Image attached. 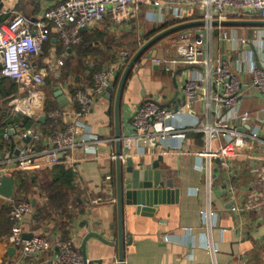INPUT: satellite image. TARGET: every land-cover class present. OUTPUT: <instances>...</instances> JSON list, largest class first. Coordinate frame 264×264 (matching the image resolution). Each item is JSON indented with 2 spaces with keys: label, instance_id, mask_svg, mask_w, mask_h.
<instances>
[{
  "label": "crops",
  "instance_id": "crops-1",
  "mask_svg": "<svg viewBox=\"0 0 264 264\" xmlns=\"http://www.w3.org/2000/svg\"><path fill=\"white\" fill-rule=\"evenodd\" d=\"M59 1L17 0L15 7L17 12L23 13L34 22L40 18L45 9ZM185 9L191 11L185 21H204L198 5L185 6ZM8 18L9 15H2L0 21L3 22ZM252 19L257 18L252 17L247 20ZM178 23L165 10L157 12L153 8L141 5L139 16L131 22L115 24L106 17L99 23L85 27L82 34L89 39V44L84 47L89 51L87 55L79 52V48L65 49L57 39L53 38L49 56L42 52L37 59L38 67H42L51 57L62 56L64 50L68 52L64 65L54 72L58 78L60 77V84L52 88V101L63 110L54 95L55 88L61 86L69 99L67 111H71L75 106L70 101L69 92L78 87L90 88L92 71L110 68L117 61L119 52L125 49L131 50L128 49L129 46H133L132 43L137 41V49L131 47L133 49L131 51L136 53L139 50V37L146 42L160 31ZM222 26L225 30L236 29L241 36L257 40L254 45L234 50L232 44L223 43L220 38L221 31L216 28L207 43L211 48L213 59L224 54L226 60L236 70L238 65L234 59L240 55L245 60L239 67L244 88L241 109L255 113L264 107V98L252 86V78L247 70L250 62L260 65L259 60L264 61V26ZM192 28L203 31L205 22ZM153 31L154 34H151ZM182 31L162 38L145 51L135 64L121 96L120 115L123 135L132 132L133 113L145 101L153 99L166 108H175L180 104V95L175 100L174 97L183 84L193 77L195 68L176 65L166 70L162 65L165 59L180 57L181 46L178 37ZM251 57L252 61L249 60ZM175 74H177L178 87L173 78ZM121 75L114 80L115 87L112 94L98 95L92 111L84 118L83 123L88 135L96 141L90 143L88 149L82 147L76 151L77 174L62 165L50 166L45 162H37L29 169L10 173L16 183L15 193L11 198L0 195V229H3V235L0 236V264L38 263L39 256L19 260L16 249L9 253V249L14 247L11 225L4 227L2 221L8 217L12 199L30 198L37 204L43 201L39 185H53L59 178L61 185H69L67 178L64 177L62 180L58 175V171L55 170L57 166L70 171L75 179L74 191L67 188L64 190L66 200L69 199L65 203L70 205V201L75 199L79 207V209H71L66 218L65 222L68 223L66 238L56 229L58 223L63 222L61 220L63 216H55L54 220L45 224L46 228H40L33 221L34 215H31L24 223L25 232L33 235L57 234L63 239H73L79 249L89 233H104L106 239L115 236L114 245L104 243L95 237L89 238L86 252L90 260L102 259L105 264L118 263V219L115 203L111 202L112 199L115 200V196L111 195L110 191L116 176L115 96ZM45 85L46 81L44 87ZM17 91L18 86L13 80L0 77V163L16 156L21 144L26 142L19 137L14 127L16 123H13L14 118L24 116L14 114L9 105V100ZM44 112L45 109L39 110L37 116L41 117ZM204 118L203 104H188L184 112L169 123L184 126L186 128L184 132L171 134L163 140L159 139L152 148L135 145L129 155H125V158L132 157L134 162H144L145 165L152 164L162 156L161 168L168 169V176L179 189L178 194L170 196L173 200L160 205L153 216L136 214L135 208H126L123 218L126 241L125 264H264V220L254 211L236 214L230 210L234 202L244 203L246 193L252 187L255 177L253 167L263 162L261 158L264 157V122H258L261 126L260 137L263 143L244 141L242 155L232 162V174L223 169L217 159L214 160L215 179L212 185H208L206 174L200 167L205 159L195 154L205 145L204 135L197 129ZM47 120L49 119L45 122ZM45 122H40V126ZM11 125L15 129V134L10 132ZM6 128L9 138L4 136ZM226 139L214 141L213 148L217 149L226 142ZM19 173L22 179L16 177ZM78 176L87 186L85 189L76 185ZM20 187L23 189L17 194ZM230 189L234 191L235 198L229 192ZM209 203L217 213L210 229L205 226L201 216V211L206 209ZM111 224H115L114 229L110 228ZM209 234L217 249L215 255L206 249ZM165 236H168V240H165ZM56 256L55 251L44 255L45 264H56Z\"/></svg>",
  "mask_w": 264,
  "mask_h": 264
},
{
  "label": "built area",
  "instance_id": "built-area-1",
  "mask_svg": "<svg viewBox=\"0 0 264 264\" xmlns=\"http://www.w3.org/2000/svg\"><path fill=\"white\" fill-rule=\"evenodd\" d=\"M16 2L17 0H1L0 16L9 15V18L0 21V77L11 79L18 86L17 93L9 100L13 113L30 118L34 124H15L19 137L30 140L21 144L16 156L0 163V185L3 176L29 169L37 162H45L50 166L62 165L77 174L76 151L82 147L88 149L87 146L96 141L88 135L84 118L92 111L96 97L106 92L135 54L127 49L121 50L117 61L110 68L93 74L90 88L78 87L68 91L70 101L75 106L71 111L59 108L44 112L46 119L56 126V131L46 134L37 116V112L46 107L47 97L43 86L48 76L64 65L66 58V54L51 57L42 67H38L37 59L41 56L45 43L51 38L50 29L54 32L53 38L65 49H71L82 42V28L99 23L106 17L115 24L131 22L139 16L141 5L157 12L165 10L179 23L184 22L188 13H191L185 6L198 5L205 28L203 31L194 28L183 30L178 37L180 57L163 61L162 66L166 70L176 65L195 68L193 77L179 91L180 104L175 108H166L149 99L139 106L133 113L132 132L121 138L123 158L129 155L135 145L152 148L159 139L184 132V126L169 123L184 112L186 105L197 103L203 104L205 110V118L197 127L204 135L205 145L195 154L205 159L200 167L206 174L208 185H212L215 179L214 160L217 159L220 166L232 174V162L242 155L243 142L248 140L263 143L258 122H264V107L255 113L241 109L244 88L239 67L245 60L240 55L234 59L238 65L236 70L224 54L213 59L207 43L214 29L218 28L223 43L232 44L234 50L254 45L256 39L243 37L236 29L225 30L221 22L252 17L264 20V0H60L45 9L34 22L16 11ZM215 20L218 21L217 27L213 24ZM144 42L139 37L138 48ZM249 60L252 61V57ZM259 63L260 65H256L250 62L247 73L251 75L252 86L264 98V61L259 60ZM4 136L9 138L7 128ZM221 138H227L226 142L214 149L213 142ZM261 160L262 163L253 167L255 177L244 203L234 202L230 210L236 214L254 211L264 220V157ZM76 185L81 189L87 187L79 176ZM229 192L235 198L234 191L230 189ZM111 202L115 203V200L112 199ZM35 212L33 199H12L9 210L12 221L11 238L19 260L39 256L37 264H45L43 256L55 251L56 264H92L90 259L84 258L73 239H63L57 234H34L30 239H25L24 223ZM216 214L211 203L201 211L208 229ZM164 238L168 240V236ZM206 249L212 255L217 251L210 234Z\"/></svg>",
  "mask_w": 264,
  "mask_h": 264
},
{
  "label": "water",
  "instance_id": "water-1",
  "mask_svg": "<svg viewBox=\"0 0 264 264\" xmlns=\"http://www.w3.org/2000/svg\"><path fill=\"white\" fill-rule=\"evenodd\" d=\"M1 6V0H0ZM204 21H184L173 25L169 28H166L159 33L155 34L153 37L148 39L144 45L139 48V50L134 54L130 60L128 66L123 71L118 88L115 96V137H116V176L114 180L113 187L111 188V195L115 196V206L117 213V245L119 249V261L117 264L124 263V253H125V236L123 230V218L124 213L127 207L135 208L136 214H141L145 216H153L160 205L166 204L173 200L170 198L173 194H178V186L173 182V180L168 176V169L161 168V163H163V157L160 156L155 162L150 165H145L144 162H134L132 157L123 158L122 150V124H121V96L124 90L126 81L132 72L135 64L139 61L141 56L147 51L150 47L155 45L162 38L167 35L176 33L181 30L192 28L194 26L203 25ZM214 25H218V21L213 22ZM221 25L225 26H264V20L261 19H252V20H226L222 21ZM85 28L81 29V32ZM149 58L151 55L148 56ZM178 74V73H177ZM177 74L174 75V81L176 87L177 84ZM113 87H115V81H112L109 87L106 89L108 95L112 94ZM55 97L60 103L64 111H67V106L69 104V99L64 94L62 87L57 86L55 88ZM180 95L178 91L174 97V100L177 99ZM46 116L42 115L39 117V122H45ZM11 134H15V129L13 125L10 126ZM30 138L24 139V141L29 142ZM16 183L12 176L5 175L1 180L0 185V195L11 198L15 193ZM170 198V199H169ZM111 229L115 228V224L110 225ZM33 236L32 233H25L24 238L30 239ZM98 238L99 240L107 243L109 245H114L116 237H110L106 239L104 233L92 232L89 233L82 243L80 248L81 253L84 258L87 260L86 245L89 238ZM15 248L12 247L9 249V253H12ZM92 264H105L104 260H91Z\"/></svg>",
  "mask_w": 264,
  "mask_h": 264
},
{
  "label": "trees",
  "instance_id": "trees-1",
  "mask_svg": "<svg viewBox=\"0 0 264 264\" xmlns=\"http://www.w3.org/2000/svg\"><path fill=\"white\" fill-rule=\"evenodd\" d=\"M154 32L155 31L151 32V34H154ZM50 36H51V38L44 45V48H43L44 54L49 53L50 49L52 48L51 46H53L52 40H53L54 32L52 29H50ZM87 43L89 44V39H87V37L84 34H82V42L80 43V45L73 47V49L79 48V50H78L79 52H83V53H85V55H87V53L89 51L84 49V47L88 45ZM132 44H133V46H129L128 49L133 50L132 48H135V47H136L135 49H137V41L132 43ZM87 48H89V47H87ZM62 53L68 54L67 50H64ZM67 64H68V62H67ZM79 64H80V62H79ZM97 70L99 71L102 69L99 68ZM97 70L92 71L91 75L93 76V74L95 72H97ZM54 109H59V107L55 104V102H53V101L47 102L46 101V107H45L46 112H48L50 110H54ZM21 118H22L21 116L14 118L13 123L22 122L25 126H31L32 124H34V121L28 117H23L22 119ZM41 128L46 134H49L51 132L56 131V126L50 120H47L45 123H43L41 125ZM55 170L58 171V175H60L62 177V180L64 177L67 178V180H68L67 184H69V185H61L59 183L60 178L56 179L53 185H47V184L46 185H39L40 196L43 199V201H39L37 204H35L36 212L33 216V221H34L36 226H38L40 228H42V227L46 228L45 224L52 219L54 220L55 216H63V218L61 219L63 222L62 223L59 222L58 227L56 226V229L59 231V233L61 232L64 235V238H66L67 234L65 231H66V228L68 226V223L65 222L66 218L69 215V211H72L71 209H74V208L79 209V207L77 206L75 199L70 201V205H68V203H65V201H69V199L66 200L64 190H65V188H67V189H72V191H74L76 186L73 184V182L75 179L73 178V175L70 171H66L65 169H63L60 166H57L55 168ZM20 175L21 174L19 173V174H17L16 177L22 179L20 177ZM22 187H20L17 194H19L21 192V190L23 189ZM72 197L74 198V195ZM10 225L12 228V221L9 218V212H8V217H7V219H5V221H2V226L7 227ZM4 229L6 230L7 228H4ZM2 230L3 229H0V236L3 235Z\"/></svg>",
  "mask_w": 264,
  "mask_h": 264
},
{
  "label": "rangeland",
  "instance_id": "rangeland-1",
  "mask_svg": "<svg viewBox=\"0 0 264 264\" xmlns=\"http://www.w3.org/2000/svg\"><path fill=\"white\" fill-rule=\"evenodd\" d=\"M46 54L49 56V53ZM58 84H60V77L58 78L55 73H52L49 78H47L45 87L43 86L44 91L46 92L47 102L52 101V88Z\"/></svg>",
  "mask_w": 264,
  "mask_h": 264
}]
</instances>
